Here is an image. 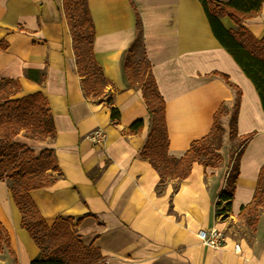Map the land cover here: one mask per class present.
Instances as JSON below:
<instances>
[{
	"label": "crops",
	"instance_id": "1",
	"mask_svg": "<svg viewBox=\"0 0 264 264\" xmlns=\"http://www.w3.org/2000/svg\"><path fill=\"white\" fill-rule=\"evenodd\" d=\"M132 3L166 105L168 155L182 158L194 141L209 134L221 105L234 102L235 91L212 73L227 77L241 91L237 138L230 140L226 133L217 151L219 165L194 164L186 179L168 180L160 187L158 172L141 158L152 119L141 88L131 87L124 72L137 36L130 0H87L94 56L111 83L101 99L88 98L82 88L63 0H0V79L20 83L15 98L41 93L57 132L40 142L15 138L37 156L53 151L58 161L60 172L53 173L57 180L30 192L31 199L49 226L59 217H70L74 224L82 218L76 234L98 247L107 264H264V210L254 229L241 218L264 165V111L253 83L213 35L199 0ZM220 21L225 29H235L228 18ZM243 25L257 39L264 38V2L260 13ZM112 108L119 111V120L111 119ZM137 120L144 121L142 131L129 134ZM222 123L227 129L228 118ZM97 129L106 135L103 145L88 138ZM243 146L231 210L217 216L234 156ZM21 222L9 184L0 181V224L15 255L4 249L0 264H30L39 255ZM211 227L226 232L224 249L211 250L198 239L199 230ZM235 243L239 253L233 250Z\"/></svg>",
	"mask_w": 264,
	"mask_h": 264
},
{
	"label": "trees",
	"instance_id": "2",
	"mask_svg": "<svg viewBox=\"0 0 264 264\" xmlns=\"http://www.w3.org/2000/svg\"><path fill=\"white\" fill-rule=\"evenodd\" d=\"M137 36L131 44L124 62V72L131 87L137 86L139 80L143 100L151 116V130L148 140L141 152V158L148 160L160 177L159 186L168 180L182 181L192 171L194 164L214 167L222 163L217 151L224 143V127L222 119L227 116V109L234 108L230 115V137L237 138V114L241 91L232 85L228 78L212 73V77L222 78L227 86L235 91V100L231 104H223L213 116V126L208 135L194 141L182 158L168 155V131L165 118L166 105L160 95L151 65L147 60L141 21L135 11ZM202 4L211 30L221 46L231 55L246 77L253 83L264 111V38L257 39L243 22L257 16L264 0H199ZM64 14L72 37L76 72L82 79V88L88 98L101 99L105 89L111 85L97 63L94 51V24L87 6V0H63ZM220 17L228 18L234 30H227L221 24ZM142 62H136L138 48ZM3 46L0 45V49ZM21 91L18 81L0 79V181L11 182L9 185L13 201L22 215L21 228L28 232L39 255L30 264H107L106 258L98 247L86 245L76 234L75 228L82 222L78 219L74 224L72 218H57L49 226L30 192L51 186L59 173L58 161L53 151L44 150L39 156L25 144L15 142L18 135L35 141L55 138L57 132L48 100L41 93L15 98ZM120 113L111 109V119L119 120ZM144 127L143 120L135 121L129 128V134H138ZM252 135L241 140L244 145ZM244 146L236 156L235 163L227 180V186L219 197L216 206L217 216L225 217L231 210L236 180L239 176V161ZM225 205L222 207V203ZM264 210V165L258 176V185L253 200L241 209V215L252 217L251 228L254 229L260 212ZM4 249L15 256L8 232L0 224V254Z\"/></svg>",
	"mask_w": 264,
	"mask_h": 264
},
{
	"label": "built area",
	"instance_id": "3",
	"mask_svg": "<svg viewBox=\"0 0 264 264\" xmlns=\"http://www.w3.org/2000/svg\"><path fill=\"white\" fill-rule=\"evenodd\" d=\"M88 138L96 144L103 143L105 141V135L102 131H94L92 134L88 136ZM197 237L200 239L202 244L211 249V250H222L226 246V234L224 231L218 230L216 228H210L207 230H200L197 233ZM234 252H240L239 244L234 245Z\"/></svg>",
	"mask_w": 264,
	"mask_h": 264
},
{
	"label": "rangeland",
	"instance_id": "4",
	"mask_svg": "<svg viewBox=\"0 0 264 264\" xmlns=\"http://www.w3.org/2000/svg\"><path fill=\"white\" fill-rule=\"evenodd\" d=\"M220 1H223V2H225L226 0H220ZM221 18V17H220ZM232 30V29H231ZM140 52H141V50H140V47L138 48V53H137V57H136V62H138V63H140V62H142V57H141V54H140ZM135 81L139 84L140 82H139V80L136 78L135 79ZM137 84V86L136 87H140L139 85ZM233 111H234V108H228L227 109V118H228V128L227 129H225V127H224V142H225V135H226V133H227V135H228V137H229V139L230 140H234L233 138H231L230 137V134H229V132H230V119H231V114L233 113ZM227 131V132H226ZM22 135V134H21ZM19 136V135H18ZM17 136V137H18ZM28 139V138H27ZM48 140V139H47ZM38 142H40V141H38ZM237 145H238V147H240L241 146V142H239V143H237ZM29 147V146H28ZM30 148V147H29ZM235 159H236V156H234V159H233V165H234V163H235ZM55 176V175H54ZM12 183L11 182H9V185H11ZM253 217V216H252ZM252 217H250V216H248V214H243L242 215V219L244 220V222L245 223H247V224H249V226H250V224H251V220H252ZM250 228H251V226H250ZM83 241V240H82ZM85 243V242H84ZM86 244V243H85ZM90 244H93V243H90ZM90 244H86V245H90ZM94 245V244H93ZM96 247V246H95Z\"/></svg>",
	"mask_w": 264,
	"mask_h": 264
},
{
	"label": "bare ground",
	"instance_id": "5",
	"mask_svg": "<svg viewBox=\"0 0 264 264\" xmlns=\"http://www.w3.org/2000/svg\"><path fill=\"white\" fill-rule=\"evenodd\" d=\"M222 124H223V123H222ZM98 130H100V131H102V132L104 133V131L101 130V129H97V130H95V131H98ZM93 132H94V131H93ZM93 132H92V133H93ZM92 133H90V134H92ZM90 134H89V135H90ZM89 135H88V136H89ZM104 135H105V133H104ZM105 142H106V135H105V141H104L103 143H100V144L103 145ZM94 144H96V143H94ZM238 153H239V152H238ZM238 153H237V154H238ZM211 228H215V227H211ZM209 229H210V228H209ZM216 229H217V228H216ZM205 230H207V229H205ZM218 230H221V229H218ZM199 231H200V230H199ZM199 231H198V232H199ZM221 231H224V230H221ZM224 232H225V231H224ZM225 234H226V232H225ZM226 238H227V235H226ZM198 239H199V238H198ZM199 240H200V239H199ZM201 243H202V242H201ZM226 243H227V239H226ZM235 244H236V243H235ZM235 244H234V245H235ZM237 244H238V243H237ZM225 247H226V246H225ZM233 248H234V247H233ZM233 250H234V249H233Z\"/></svg>",
	"mask_w": 264,
	"mask_h": 264
}]
</instances>
